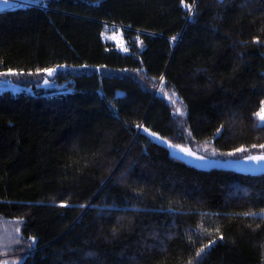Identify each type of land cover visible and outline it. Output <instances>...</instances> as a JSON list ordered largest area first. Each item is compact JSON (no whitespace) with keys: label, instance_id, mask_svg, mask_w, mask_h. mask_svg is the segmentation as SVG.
Wrapping results in <instances>:
<instances>
[{"label":"trees","instance_id":"trees-1","mask_svg":"<svg viewBox=\"0 0 264 264\" xmlns=\"http://www.w3.org/2000/svg\"><path fill=\"white\" fill-rule=\"evenodd\" d=\"M18 1L0 9V73H22L0 89V264H264V172L143 131L264 152V0Z\"/></svg>","mask_w":264,"mask_h":264},{"label":"rangeland","instance_id":"rangeland-1","mask_svg":"<svg viewBox=\"0 0 264 264\" xmlns=\"http://www.w3.org/2000/svg\"><path fill=\"white\" fill-rule=\"evenodd\" d=\"M1 8H4V7L0 6V9ZM109 38L112 41L113 40L116 41L120 47L124 46L122 35L110 34ZM55 69L57 71L59 68H55ZM45 74H46V77L42 78V83L45 85V87H49V88L56 89V90H67L66 84H58L54 80L50 79L51 76L47 75V72ZM45 80H47L48 83H44ZM5 88H11L13 90L19 91L22 87L21 86L19 87V85L13 84L11 79L8 78L7 75H0V89H5ZM151 133H154V132H151ZM156 137L159 138L158 140L161 143L168 146L172 155L177 156L185 160L189 164L195 165L197 167L209 168V167L215 166V167L230 168V169H235L238 171L250 172V173L264 172V161H252L248 159L249 156H259L261 154H264V152L252 154V155L242 157V158H220L214 155L202 154L200 151H198L197 149L191 146L172 143L168 141L166 138L160 136L159 134H156ZM180 149L190 150L195 155L193 156L186 155L185 152H181ZM197 157H203V159H198ZM15 225L18 228V224L15 223Z\"/></svg>","mask_w":264,"mask_h":264},{"label":"snow or ice","instance_id":"snow-or-ice-1","mask_svg":"<svg viewBox=\"0 0 264 264\" xmlns=\"http://www.w3.org/2000/svg\"><path fill=\"white\" fill-rule=\"evenodd\" d=\"M0 6H3L4 8L13 7L14 6V0H0ZM124 50L127 51V49H124ZM43 71L47 72V75L52 76L56 72V69L55 68H49V69H44ZM21 74L22 73L12 72L11 70L7 73H0V75H21ZM29 74L31 75V73H29ZM161 82H163V78H161ZM44 83H48V81L45 80ZM165 95H167V93H165ZM172 97H175L174 92L172 94ZM172 97H170V101L173 105H175L177 103V100L172 98ZM176 111L180 112V109H176ZM256 116L258 117L259 121L264 122V102H262L260 110L256 113ZM143 131L145 133H147L148 135H150L151 137L159 139L158 137H156L155 133H150L148 129L145 128V129H143ZM253 147H256V145H253ZM259 147L264 148V144L259 145ZM180 151L185 152V154L189 155V156L195 155L190 150L180 149ZM236 151L244 152V151H247V149L239 148ZM232 154L233 153H229V155H232ZM197 158L203 159V157H197ZM248 159L252 160V161H264V154H261L259 156H249ZM245 215H254V214L245 213ZM17 231H19V229H17ZM220 239H223V237L221 236ZM212 243H215V242L213 241ZM208 246L209 245H206L205 247H208ZM204 251H205V248H201L200 251L197 253V256L199 257Z\"/></svg>","mask_w":264,"mask_h":264},{"label":"built area","instance_id":"built-area-1","mask_svg":"<svg viewBox=\"0 0 264 264\" xmlns=\"http://www.w3.org/2000/svg\"><path fill=\"white\" fill-rule=\"evenodd\" d=\"M19 3H22L21 1H18Z\"/></svg>","mask_w":264,"mask_h":264},{"label":"water","instance_id":"water-1","mask_svg":"<svg viewBox=\"0 0 264 264\" xmlns=\"http://www.w3.org/2000/svg\"><path fill=\"white\" fill-rule=\"evenodd\" d=\"M176 40H178V37L176 38Z\"/></svg>","mask_w":264,"mask_h":264}]
</instances>
